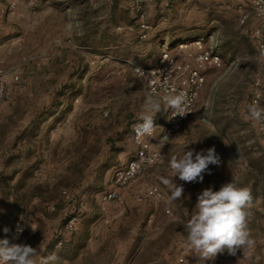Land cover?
I'll return each mask as SVG.
<instances>
[{
	"label": "rangeland",
	"instance_id": "rangeland-1",
	"mask_svg": "<svg viewBox=\"0 0 264 264\" xmlns=\"http://www.w3.org/2000/svg\"><path fill=\"white\" fill-rule=\"evenodd\" d=\"M39 1L20 12L18 2L0 0V150L10 159L0 169V239L39 248L37 264L53 253L55 264H197L182 225L202 190L235 177L251 190L255 246L212 261L264 264V122L246 119L258 93L264 106V17L255 0ZM165 49L180 62L218 53L221 64L206 66L194 113L157 145L163 162L117 187L113 174L136 151L147 96L135 68L157 69ZM169 111L156 114L157 132ZM187 144L215 147L220 163L203 182L175 177L184 195L170 201L168 162ZM20 158L36 164L16 171ZM150 185L160 198L147 194ZM108 192L116 196L105 201ZM18 224L24 230L13 239Z\"/></svg>",
	"mask_w": 264,
	"mask_h": 264
},
{
	"label": "clouds",
	"instance_id": "clouds-1",
	"mask_svg": "<svg viewBox=\"0 0 264 264\" xmlns=\"http://www.w3.org/2000/svg\"><path fill=\"white\" fill-rule=\"evenodd\" d=\"M259 95L258 93L257 96ZM169 110V120L176 116L184 117L189 113L184 92L164 97L163 103L153 94H148L140 116L142 122L134 126L137 139L154 138L155 130L159 127L154 123L156 114ZM246 119L264 122V106L259 99L248 105ZM189 145L184 146L182 155H173L168 162L171 179L166 178L163 183L170 189V201L181 199L184 195V186L178 184L175 177L185 183L203 182V174L209 165L220 163L215 147L196 151L188 148ZM252 200L250 188L241 186L239 179L235 177H232L230 182L223 183L219 190L209 187L197 195L190 218L182 225L185 246L198 258L197 264H205V261L213 260L225 251L230 256H237L238 252L246 255L255 246L248 226ZM23 230L18 224L13 239L18 238ZM4 231L7 233L9 229L5 228ZM38 255L39 248L24 243H11L6 238L0 239V264H37ZM57 259L53 253L47 258H41L39 264H55Z\"/></svg>",
	"mask_w": 264,
	"mask_h": 264
},
{
	"label": "built area",
	"instance_id": "built-area-1",
	"mask_svg": "<svg viewBox=\"0 0 264 264\" xmlns=\"http://www.w3.org/2000/svg\"><path fill=\"white\" fill-rule=\"evenodd\" d=\"M253 7L258 17H264V0H255ZM258 53L260 57L264 58V42L259 44ZM161 56L157 69L136 67L135 73L144 78L147 95L153 94L162 102L164 97L168 95L184 92L187 96V111L189 113L184 117L176 116L171 120L168 119L167 124L160 131L155 130L154 138L137 139L135 136L136 151L134 155L125 166L116 169L113 174L112 181L117 187H124L138 180L146 169L163 162L164 154L157 145L164 144L178 133L194 113L198 92L205 82L204 70L206 66H219L221 64V55L206 50L200 51L190 62L177 61L169 55L166 49ZM14 80H17V77ZM6 85V74L0 68V102L4 98ZM257 98H254L252 102ZM170 115L171 110L168 117ZM147 194L155 198L161 197V192L155 185L148 186ZM115 196L114 192H108L103 196V199L110 201ZM69 224H73V220ZM178 263L184 264V260L179 258ZM208 264L215 263L211 260Z\"/></svg>",
	"mask_w": 264,
	"mask_h": 264
},
{
	"label": "crops",
	"instance_id": "crops-1",
	"mask_svg": "<svg viewBox=\"0 0 264 264\" xmlns=\"http://www.w3.org/2000/svg\"><path fill=\"white\" fill-rule=\"evenodd\" d=\"M12 1L18 2L19 5L17 6V9L20 12L22 10H34L36 7H40L39 5H41V6L43 5V3L42 2L40 3L39 0H3V2L5 4L11 3ZM15 153L16 154L18 153L19 155H21V153H19V151H16ZM9 160L10 159L8 158L6 150H0V169H2V168L7 169L8 165H9ZM34 164H36V163L34 161H31V159H29V161L26 162L20 158V160L17 162L16 171L27 169L28 167L30 168L31 165H34Z\"/></svg>",
	"mask_w": 264,
	"mask_h": 264
}]
</instances>
